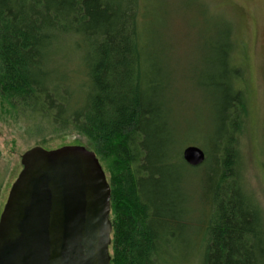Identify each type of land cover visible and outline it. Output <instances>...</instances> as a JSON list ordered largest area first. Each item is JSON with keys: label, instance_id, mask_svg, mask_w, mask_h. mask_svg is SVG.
<instances>
[{"label": "trees", "instance_id": "1", "mask_svg": "<svg viewBox=\"0 0 264 264\" xmlns=\"http://www.w3.org/2000/svg\"><path fill=\"white\" fill-rule=\"evenodd\" d=\"M149 1L0 0L2 110L41 144L77 135L96 153L111 188V264L189 263L197 252L198 264H264L234 25L198 3L209 17L200 67L179 75L173 22L155 26ZM192 142L206 153L199 166L182 157Z\"/></svg>", "mask_w": 264, "mask_h": 264}, {"label": "water", "instance_id": "2", "mask_svg": "<svg viewBox=\"0 0 264 264\" xmlns=\"http://www.w3.org/2000/svg\"><path fill=\"white\" fill-rule=\"evenodd\" d=\"M182 157L199 166L206 153L188 145ZM21 164L0 215V264H111V188L96 153L33 146Z\"/></svg>", "mask_w": 264, "mask_h": 264}, {"label": "rangeland", "instance_id": "3", "mask_svg": "<svg viewBox=\"0 0 264 264\" xmlns=\"http://www.w3.org/2000/svg\"><path fill=\"white\" fill-rule=\"evenodd\" d=\"M198 3L204 8H209L211 15L234 25L239 43V49L237 48L234 56L237 63L244 60L250 101V117L243 136L245 178L249 186L263 197L264 0H150L147 4V12L153 15L151 20L152 23L155 22V26L161 25L157 23L158 20L165 22V25L170 18L173 22L171 35L176 44L174 60L179 67V75L181 72L191 75L200 67L204 41L202 31L206 30L205 19L209 17L200 11ZM2 108L3 102L0 100V215L10 188L23 168L21 156L28 148L41 146L55 149L64 145H83L86 142L85 138L73 135V137H47L46 144H41L21 123L9 119ZM75 138H81L82 143H77ZM189 144L200 146L197 142ZM193 193L198 199L199 194L194 189ZM193 217L197 223L202 220L199 212ZM198 253L192 256L189 263L181 264H198ZM179 254L182 255L181 252Z\"/></svg>", "mask_w": 264, "mask_h": 264}, {"label": "bare ground", "instance_id": "4", "mask_svg": "<svg viewBox=\"0 0 264 264\" xmlns=\"http://www.w3.org/2000/svg\"><path fill=\"white\" fill-rule=\"evenodd\" d=\"M198 146V145H197Z\"/></svg>", "mask_w": 264, "mask_h": 264}]
</instances>
